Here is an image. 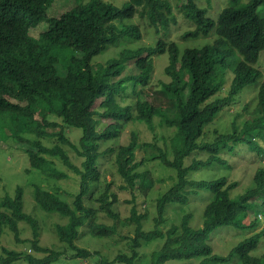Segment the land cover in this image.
<instances>
[{"label":"trees","instance_id":"16d2710c","mask_svg":"<svg viewBox=\"0 0 264 264\" xmlns=\"http://www.w3.org/2000/svg\"><path fill=\"white\" fill-rule=\"evenodd\" d=\"M118 4L111 0H0V113L11 112L20 121L14 131L5 127L1 143H6L8 131L16 141L29 142L26 152L32 167L59 161L67 171L49 175L80 182L71 202L60 191L38 185L34 190L40 209L66 217L65 223L54 227L64 249L39 244L38 218L24 211L22 187L13 196H0V239L9 229L18 241H29V250L44 253L37 257L4 246L0 264L18 260L62 264L67 258H89L94 264H192V259H198L195 264H225L234 258L240 264H264V252L251 253L264 240V227L258 229L259 215L264 214V166L235 194L239 182L231 176L236 170L233 157L244 152L243 146L264 159V78L256 66L264 50V0H228L216 16L197 0H125ZM180 15L188 26L179 35L171 25ZM42 21H47L46 26L33 30L39 34L33 37L30 29ZM143 24L157 38L153 45L139 41ZM211 35L212 42L181 47L182 41ZM119 42L137 46H125L106 64L94 65L95 55ZM165 53L168 79L154 87V56ZM61 59L66 62L64 70L58 65ZM229 77L231 83L226 87ZM254 84L258 86L255 104L246 103L243 112L234 113L229 128H215L207 138L208 127L221 111ZM224 87L227 90L222 94ZM140 123L154 133L153 140L140 141L134 130L129 143L100 149L102 142L118 138L127 125ZM71 127L82 130L75 141L69 134ZM69 149L83 158L80 166ZM140 149L146 154L138 156ZM107 154L123 183L116 188L128 190L130 198L121 201L115 181H107V170L101 171L100 157ZM153 160L161 172L168 171L171 183L150 198L157 215L148 228L151 209L147 210L145 198L163 179L146 166ZM204 172L209 177H194ZM206 189L209 202L200 227L192 223V211L178 221L170 217V206H185ZM124 202L129 204L124 224L135 222L132 237L118 228V207ZM101 213L115 222L100 221ZM252 213L256 215L250 219ZM22 221L31 225L33 238L19 237ZM83 226L93 237L121 235L128 239L129 250L112 258L91 259L101 251L76 243L84 235ZM224 228L248 235L227 254L216 253L210 239ZM162 238L160 248L141 253L144 243ZM71 250L74 253L69 255Z\"/></svg>","mask_w":264,"mask_h":264},{"label":"rangeland","instance_id":"374dc122","mask_svg":"<svg viewBox=\"0 0 264 264\" xmlns=\"http://www.w3.org/2000/svg\"><path fill=\"white\" fill-rule=\"evenodd\" d=\"M114 4L121 5L118 3L124 2L125 0H111ZM174 2L177 0H173ZM200 2L202 6L209 7L210 14L213 16H216L218 12L223 8L228 0H210V2L207 0H197ZM249 1V0H245ZM76 3L72 2L71 5H75ZM135 22L139 21L142 23L141 18H135L133 19ZM47 21L40 22L37 27H33L30 29V34L33 37L39 36V34L34 33L35 30H40L44 26H46ZM188 26V23L184 20V18L180 15L178 16V22L171 25V30L174 33H177L180 35ZM146 26L143 24L142 30H143V37L141 40V45L147 44V45H153L156 42V36L151 35L146 31ZM34 30V31H33ZM171 31V34H173ZM170 32V31H169ZM214 39V36L211 35L209 37H201L199 39H195L193 41H182L181 47L185 46H201L205 43L212 42ZM134 46L135 42L126 44L123 42H119L117 45H110L106 50H104L101 54L95 55L93 58L94 65L98 66L99 64H106V62L119 55L120 50L125 46ZM137 46V45H136ZM76 52V51H75ZM65 61L61 59L60 63L58 64L60 66L61 70H64ZM168 64V53L160 54L154 56V71H153V77L151 81V85L154 87H160L161 86V80H167L168 75L165 73V66ZM256 66L260 69L262 72V79L264 78V50L261 53L260 60L256 64ZM231 83V77L227 79L226 87H229ZM227 88L224 87V90L222 94L226 93ZM258 92V86L256 84L252 86L246 87L239 95L236 96L235 102H233L232 105L226 106L221 113L218 115L216 120L211 123V125L208 127L207 130V138L211 136L213 130L215 128H218L220 130H225L227 127L229 128L232 118L234 116V113L237 111H242L244 109V105L246 103H251V105L255 104L256 94ZM57 120H60L58 117H53ZM158 120V118H155V122ZM19 120L15 118V115H13L11 112H4L0 113V137H4V130L5 127H8L10 130L14 131L16 127L19 126ZM107 120H103L100 126L103 128L106 126ZM137 130L139 132V140L140 141H151L153 140L154 133H152L144 123H140L139 126H136L134 124H129L125 127L122 134L112 140L104 141L100 145V149L104 150L108 146H117L121 143H129L131 140L132 131ZM166 130V129H164ZM157 136L161 137V128L158 126L156 128ZM167 133H170L167 132ZM22 134L26 137H28V133L26 131H23ZM69 134L70 137L75 141L79 139V137L82 134V130L77 127H71L69 128ZM7 138L6 143L2 142L0 139V196H3L5 194H8L10 196H13L16 192V188L18 186L22 187L23 191V202H24V211L27 213H31L35 217L38 218V224L40 229V238H39V244L43 246H48L50 248H56V249H64L65 243L61 242L56 233H55V224L56 223H65L67 221L66 217H63L62 215L56 213V212H46L42 209H40L34 199V190L35 186H41L45 189L51 190V191H60V194L62 198L66 199L67 201L71 202L73 198V194L77 192L78 188H80V182L78 180H74L73 178H58L56 176L49 175L50 172H58V171H67V167L62 164L59 161L56 162H48L44 167L38 168V167H32L29 160V155L26 152V149L29 147V142L27 141H16L14 137L11 135H8L7 131ZM5 139V138H4ZM44 143L47 144L48 141L45 139ZM157 143L162 146V142L160 139L157 138ZM24 148V149H22ZM244 152H241L240 155L237 157H233L235 164H236V170L231 173L232 180H238L239 184L238 187L233 190V194L237 193L238 191H242L245 189V186L250 183L251 178L253 177L256 169L262 165L264 166V159L257 155L256 151H248V149L243 146ZM69 154L72 155L73 160L76 164L79 166L81 165V161L83 158L76 155L74 151L69 149ZM144 149H140L137 152L138 156L145 155ZM115 157V156H114ZM101 171L103 172V169H106L105 178L107 181H115V190L118 191L120 200L123 201L124 199L130 198V192L128 190H120L118 185L123 184L121 181L120 176L116 172V166L114 164V161L112 163L111 160H108V154L106 156H101ZM112 163V164H111ZM158 161L153 160L149 161L146 166H149L153 168L154 176L156 178H159L162 176V181H157L155 184V190L151 194H149L145 200H146V207H148L147 210H150V217L146 221L145 226L151 227L153 226V218L157 215L155 203H152L150 198L156 197V195L162 191V189H165L169 186L171 183V178L169 177L168 171L166 172V169L160 171L159 166L157 165ZM142 169L144 167H141ZM209 177L208 172L204 173H196L194 177ZM66 189V190H65ZM67 191V192H66ZM205 191V192H204ZM202 191V194H196L197 196L190 199L188 204L185 206H178L173 205L168 208V213L170 217L173 220H177L178 218L186 213V212H193L194 218L192 220V223L194 225H197L196 227H200L202 225V221L204 219L203 217V210L205 205L209 202V191L206 189ZM149 200V201H148ZM126 201V200H125ZM152 207V208H151ZM120 210V218L117 221L118 228L121 234H127L129 237H132L134 235V227L135 222L125 225V216L128 215L129 211V204L127 202H124L122 205L118 207ZM262 209V208H261ZM102 216L99 217L100 221L103 222H115L110 217L106 216L105 214L101 213ZM255 213H252L250 215V219H253L255 217ZM178 219V220H179ZM260 222L258 223V229L261 227H264V214L261 213L259 215ZM177 220V221H178ZM168 221L164 229H166L170 224ZM20 228V234L19 237L21 239H29L33 238V230L29 223L27 222H20L19 223ZM82 231L83 236L79 237L76 240V243L80 245L81 247H86L91 250H99L101 251V255H94L91 257L93 260L100 259V257L105 258H112L116 254H118L120 251H128V239L121 237V235L115 234L112 237L106 236L104 238L100 237H93L88 232V227L83 226L80 228ZM242 231L238 229H227L224 228L221 230L217 229L213 233V239H210L211 244L213 246V250L216 253H222L227 254L229 250L240 240L245 238L248 234L241 233ZM264 238V236H263ZM164 239H155L151 243L143 244L140 247L141 253H147L150 254L152 250L160 248L163 245ZM6 247L8 249H16V250H24L27 251V253H32L36 255L37 257H41L44 255L42 252L35 251L34 249L29 250L30 244L29 241H18L13 232L8 229V232L1 237L0 239V251H3L2 247ZM257 252V253H256ZM264 252V240L261 241L259 247L255 250H253L252 254H258ZM74 251H70L69 255H72ZM146 256V255H145ZM148 257V256H147ZM144 262L146 259H143ZM76 261V262H73ZM84 263H91L94 264V262L90 261L89 258L86 259H70L63 261L62 264H81ZM192 264H195L198 262V259H192L190 260ZM15 264H26L23 260H18L15 262ZM225 264H240V262L237 260V258H234L231 262L225 263Z\"/></svg>","mask_w":264,"mask_h":264}]
</instances>
